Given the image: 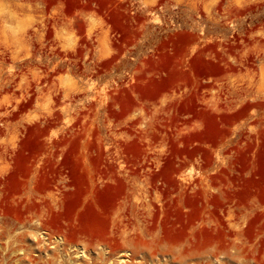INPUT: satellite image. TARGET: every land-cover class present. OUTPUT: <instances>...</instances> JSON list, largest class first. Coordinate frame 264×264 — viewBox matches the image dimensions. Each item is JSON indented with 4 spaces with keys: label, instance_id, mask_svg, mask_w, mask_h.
<instances>
[{
    "label": "rangeland",
    "instance_id": "374dc122",
    "mask_svg": "<svg viewBox=\"0 0 264 264\" xmlns=\"http://www.w3.org/2000/svg\"><path fill=\"white\" fill-rule=\"evenodd\" d=\"M44 263L264 264V0H0V264Z\"/></svg>",
    "mask_w": 264,
    "mask_h": 264
},
{
    "label": "bare ground",
    "instance_id": "6f19581e",
    "mask_svg": "<svg viewBox=\"0 0 264 264\" xmlns=\"http://www.w3.org/2000/svg\"><path fill=\"white\" fill-rule=\"evenodd\" d=\"M67 210H68V208H67ZM69 213V212H68ZM59 225V224H58ZM60 226V225H59ZM58 226V227H59ZM38 227V226H37ZM61 227V226H60ZM46 229H47V227H46ZM45 229V230H46ZM42 230V229H41ZM76 230H78V229H76ZM39 232V231H38ZM49 232V231H48ZM78 232V231H77ZM39 234H41V233H39ZM61 235V234H60ZM23 236V235H22ZM65 236V235H64ZM26 237V236H25ZM59 237V236H58ZM65 239H67V238H65ZM55 240V239H54ZM57 240V239H56ZM45 241V240H44ZM50 241V240H49ZM53 242V241H52ZM67 242H69V241H67ZM70 242H71V240H70ZM54 243V242H53ZM55 244V243H54ZM57 245V244H56ZM62 245V244H61ZM40 246H41V244H40ZM59 247V246H58ZM70 248V247H69ZM22 250V249H21ZM59 252V251H58ZM57 252V253H58ZM66 252V251H65ZM54 253V252H53ZM60 253V252H59ZM152 254V253H151ZM58 255V254H57ZM64 255V254H63ZM54 256V255H53ZM59 257H61V256H59ZM38 258V257H37ZM49 258V257H48ZM100 258V257H99ZM19 260V259H18ZM20 260H22V259H20ZM35 260V259H34ZM6 261V260H5ZM9 261V260H8ZM49 261V260H48ZM68 261V260H67ZM106 261V260H105ZM7 262V261H6ZM30 262V261H29ZM33 262V261H32ZM70 262V261H69ZM17 263H19V262H17ZM49 263V262H48ZM73 263V262H72ZM100 263V262H99ZM45 264V263H44ZM54 264V263H53ZM56 264V263H55ZM71 264V263H70ZM98 264V263H97Z\"/></svg>",
    "mask_w": 264,
    "mask_h": 264
}]
</instances>
